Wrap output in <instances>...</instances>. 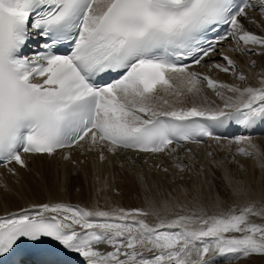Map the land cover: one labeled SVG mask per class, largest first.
<instances>
[{
    "label": "snow or ice",
    "instance_id": "6c2138e0",
    "mask_svg": "<svg viewBox=\"0 0 264 264\" xmlns=\"http://www.w3.org/2000/svg\"><path fill=\"white\" fill-rule=\"evenodd\" d=\"M250 12L264 19V0H0V168L18 176L33 157L79 166L78 151L96 153L97 165L112 157L134 170L141 154L145 164L160 154L171 166L154 167L172 172L171 184L183 182L163 198L159 190L146 196L145 208L125 209L105 197L103 206L99 199L91 206L49 201L0 215V259L22 241L59 248L62 258L45 264H76L77 257L80 264H213L210 253L264 257V223L251 219L264 220V204L249 200L224 210L217 198L220 211L210 213L204 166L190 147L187 161L178 154L207 137L218 151L234 152L232 161L252 157L264 168V151L250 136L212 130L264 123V71L253 86L227 54L264 57V34L245 27V21L258 25ZM224 43L227 50L218 51ZM216 55L222 62L211 60ZM205 64V72L196 70ZM135 175L147 191L145 176ZM224 178L232 197L248 195L227 170ZM96 182L98 196L110 188L99 174Z\"/></svg>",
    "mask_w": 264,
    "mask_h": 264
},
{
    "label": "bare ground",
    "instance_id": "6f19581e",
    "mask_svg": "<svg viewBox=\"0 0 264 264\" xmlns=\"http://www.w3.org/2000/svg\"><path fill=\"white\" fill-rule=\"evenodd\" d=\"M250 15L257 19L258 25L249 24L245 21V27L250 31H254L256 34H264V19L260 18L258 12H250ZM228 47L229 45L224 43L219 46L218 51L227 50ZM227 54L237 61L238 70L243 71L248 77V83L257 86L258 74L264 71V57H248L231 52ZM249 59L256 60L257 66L251 68ZM211 60L222 62L219 55L211 57ZM196 70L205 72L207 70V64L204 66H196ZM213 75L227 82L239 83L238 81H234L230 75L224 73H213ZM208 95L215 99L211 92ZM217 102L219 103V101ZM251 139L255 144L257 142L260 143L264 149V137L255 136L251 137ZM222 142L227 143V140H223ZM209 145H211L210 148ZM241 146L246 147L247 145L244 144ZM189 147L193 149L198 163L202 164L205 168L206 183L203 186V197L210 213L220 211V209L213 206V202L217 198L224 202L222 204L224 210H227L232 205L231 203L235 204L236 202L240 203V201L245 202L263 198L264 168L260 166L261 161L242 155H236L235 161H232L234 152L218 151L215 142L209 139L205 140L199 146L185 144L184 148L178 149V154L185 161H187L186 149ZM234 148L235 145H233ZM207 151H213V156L208 157ZM127 155L136 156L133 152H129ZM96 158V153H88L82 156L78 151L73 152L74 160L77 162L80 160L84 161L83 164L77 166L59 157L55 160L33 157L29 158L28 169L18 168V176H12L6 169L0 168V185L7 186L6 190L0 186V215L17 212L19 209L28 207L33 203L49 201H63L74 205L91 206L99 199L100 204L103 206L105 197L108 203L119 205L125 209L145 208L146 196H153L159 190L160 197L163 198L167 191H171L173 187L183 183L177 180L176 185L171 184L169 181L173 173L170 172L166 176L154 167L156 163H160L161 161L164 163V166H171V160L160 154L155 157L149 156L147 164L144 163V154H141L137 158V164L140 167L134 168V170H130L127 163H125V168L121 169L120 163L116 162L115 158L112 157L110 159L113 160V163L97 165ZM214 160H223V167L215 166L213 164ZM120 162H126V156H122ZM225 170H227V173L234 180L244 182L245 187L248 189V195L246 197L236 198L230 195L231 189L228 187L224 178ZM136 172L142 173L145 176V183L148 186L147 191L138 181L135 175ZM256 172H259L261 175L257 176L256 174L255 177L254 174ZM97 174L101 176V179H107L110 185V188L100 193L99 196L95 190L101 186L96 182ZM211 254L215 255L218 261L223 262L222 264H255L256 262L254 257H249L242 258L234 263H229L227 261L231 257L226 259L227 261L225 262L222 256L214 253ZM252 260L254 261L251 262ZM262 264H264V260H262Z\"/></svg>",
    "mask_w": 264,
    "mask_h": 264
},
{
    "label": "rangeland",
    "instance_id": "374dc122",
    "mask_svg": "<svg viewBox=\"0 0 264 264\" xmlns=\"http://www.w3.org/2000/svg\"><path fill=\"white\" fill-rule=\"evenodd\" d=\"M257 145H259L260 146V148H261V150L262 151H264V149H263V147H262V145H260V143H256ZM256 174H257V176L259 175H261V174H259V172H256L255 174H254V176L256 177ZM245 201V200H244ZM249 201V200H248ZM250 201H256V202H258V204H257V206L259 205L260 206V204H264V196H263V198H261V199H254V200H250ZM245 202H241L240 201V203L238 202H236L235 203V205H242V204H244ZM232 205L234 204V203H231ZM232 205H230V206H232ZM258 206V207H259ZM254 222H256V223H264V220H262V219H260L259 217H252L251 218ZM212 255V254H211ZM229 255V257H231V258H229L230 259V261H229V259L228 258H223L224 259V261L226 262L227 260L226 259H228V261L227 262H229V263H234V262H236V261H238V260H240V259H242V258H235L232 254H228ZM252 257H254L255 259H256V262H255V264H262V260H264V257H260V256H252ZM235 258V259H234ZM254 259V260H255ZM254 260H252L251 262H253ZM221 261H223V260H221ZM223 262H220V261H217L215 264H222ZM250 263V262H249ZM247 264V263H246Z\"/></svg>",
    "mask_w": 264,
    "mask_h": 264
}]
</instances>
